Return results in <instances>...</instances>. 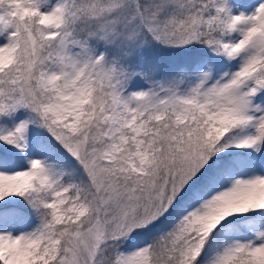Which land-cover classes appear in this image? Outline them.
Instances as JSON below:
<instances>
[{"label": "snow or ice", "instance_id": "6c2138e0", "mask_svg": "<svg viewBox=\"0 0 264 264\" xmlns=\"http://www.w3.org/2000/svg\"><path fill=\"white\" fill-rule=\"evenodd\" d=\"M0 264H264V0H0Z\"/></svg>", "mask_w": 264, "mask_h": 264}]
</instances>
